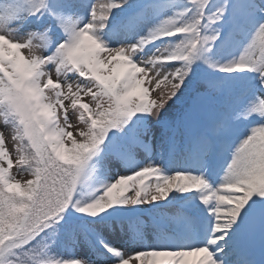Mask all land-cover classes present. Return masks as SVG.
<instances>
[{"label": "snow or ice", "instance_id": "1", "mask_svg": "<svg viewBox=\"0 0 264 264\" xmlns=\"http://www.w3.org/2000/svg\"><path fill=\"white\" fill-rule=\"evenodd\" d=\"M0 264H264V0H0Z\"/></svg>", "mask_w": 264, "mask_h": 264}, {"label": "rangeland", "instance_id": "2", "mask_svg": "<svg viewBox=\"0 0 264 264\" xmlns=\"http://www.w3.org/2000/svg\"><path fill=\"white\" fill-rule=\"evenodd\" d=\"M70 116H71L72 121L75 122V115L70 112ZM8 146L10 148L12 147L11 142H9V145Z\"/></svg>", "mask_w": 264, "mask_h": 264}]
</instances>
